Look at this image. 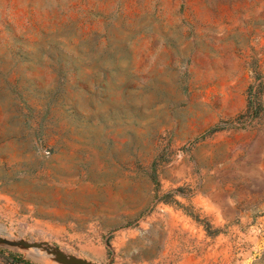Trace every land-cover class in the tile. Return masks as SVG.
<instances>
[{
    "label": "rangeland",
    "instance_id": "374dc122",
    "mask_svg": "<svg viewBox=\"0 0 264 264\" xmlns=\"http://www.w3.org/2000/svg\"><path fill=\"white\" fill-rule=\"evenodd\" d=\"M0 237L264 264V0H0Z\"/></svg>",
    "mask_w": 264,
    "mask_h": 264
},
{
    "label": "water",
    "instance_id": "95a60500",
    "mask_svg": "<svg viewBox=\"0 0 264 264\" xmlns=\"http://www.w3.org/2000/svg\"><path fill=\"white\" fill-rule=\"evenodd\" d=\"M5 242V240L3 238L0 237V244H3ZM58 255V262H61L63 264H93V263H89L86 262L84 260H80V259H76L74 257H72L70 260L66 258V256L64 254H62L61 252H57Z\"/></svg>",
    "mask_w": 264,
    "mask_h": 264
},
{
    "label": "bare ground",
    "instance_id": "6f19581e",
    "mask_svg": "<svg viewBox=\"0 0 264 264\" xmlns=\"http://www.w3.org/2000/svg\"><path fill=\"white\" fill-rule=\"evenodd\" d=\"M3 233V232H2ZM42 253V252H41ZM37 259V258H36ZM41 261V260H40Z\"/></svg>",
    "mask_w": 264,
    "mask_h": 264
}]
</instances>
